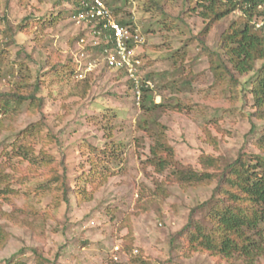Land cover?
Returning <instances> with one entry per match:
<instances>
[{
  "label": "rangeland",
  "instance_id": "rangeland-1",
  "mask_svg": "<svg viewBox=\"0 0 264 264\" xmlns=\"http://www.w3.org/2000/svg\"><path fill=\"white\" fill-rule=\"evenodd\" d=\"M154 1L163 13L149 0H105L118 20L129 22L131 43L142 62L140 78L150 83L155 103L161 104L147 111L143 96L138 101L134 87L128 86V77L107 69L103 55L88 47L93 39L80 43L86 32L72 17V4L0 0V18L6 14L13 31L12 38H5L0 22V51L5 52L0 96L21 92V87L23 93L32 91L40 80L37 96L45 98L37 113L31 114L28 103L0 113V176L17 171L12 187L19 191L8 200L0 198V264L12 257L39 264L33 251L52 264H254L202 253L187 256L185 241L177 236L192 209L211 200L216 186L182 187L176 182L178 171L199 169L203 154L222 157L224 165L242 151L262 153L257 144L264 137V122L252 117L254 101L250 94L244 97L242 86L237 99H231L227 86L216 84L208 55L192 39L208 23L202 10L191 11L185 0ZM239 16L236 12L213 28L206 42L212 51L222 53L221 35ZM139 39L143 43L136 46ZM262 65L257 62L256 70ZM12 67L16 77L4 78ZM253 75L238 79L245 83ZM39 122L43 136L56 135L63 147L43 144L37 136L32 140L35 151L46 150L58 162L65 152L69 183L77 189V177L92 167L88 144L100 151L108 144L122 145L117 162L98 153L108 175L96 178V189L87 183L90 194L84 201L71 194L70 205L61 201L56 207L55 194L47 188L41 194L36 191L45 176L31 179L29 163L13 155L17 135ZM152 134H162L172 148V163L161 173L146 163L155 143ZM21 178L24 184L18 183ZM159 185L169 191L167 196L154 195ZM213 203L198 209L195 218L208 225ZM255 264H264V258Z\"/></svg>",
  "mask_w": 264,
  "mask_h": 264
},
{
  "label": "trees",
  "instance_id": "trees-1",
  "mask_svg": "<svg viewBox=\"0 0 264 264\" xmlns=\"http://www.w3.org/2000/svg\"><path fill=\"white\" fill-rule=\"evenodd\" d=\"M86 1L59 0L61 4L66 2L74 6L72 13L74 19L85 10ZM149 1L157 6L161 13L164 12V8L157 2ZM185 2L191 11L201 9V17L208 21L203 31L192 39L198 41L201 45V52L208 55L210 68L215 73L216 84L221 87L227 86L231 93V99H237L240 93L239 88L242 86L244 97L250 94L254 101L253 107L256 111L252 117L264 122V28L256 27L259 21L264 20V8H261L264 6V0H185ZM236 12H240V16L221 35L222 53L212 51L206 45L208 35L217 23ZM28 19L29 17L22 21L21 27H24V22ZM0 22L5 24V29L2 31L5 38H12L13 31L9 24L6 25L8 23L6 14L0 18ZM118 22L122 27L129 26V22L123 20H118ZM106 33L110 35L112 31L107 30ZM93 49L98 50L101 54L103 52L102 47ZM4 53V51H0V73ZM180 55L185 60L186 52ZM257 62H263L262 67L258 70H256ZM56 68L55 66L54 69ZM109 70L119 73L122 77H127L124 70ZM253 72L254 75L245 83H241L238 79V75L243 76ZM15 77L14 67L5 70L4 78ZM127 83L128 86L134 87L133 81L128 79ZM40 89L41 82L38 80L33 85L32 91L23 93L21 87V92L16 90L1 94L0 113L6 114L10 105H13L17 110L26 103H28L31 114L41 111L45 104V98H38ZM141 96H143L142 107L147 111H154L161 107V104L155 103L153 92L145 85L141 88ZM2 127L0 122V129ZM253 130H256L255 125H253ZM37 136H40L38 141L43 144L55 142L60 149L63 147L56 135L49 133L46 137L43 136V123L39 122L32 124L17 135L16 141L12 144L13 152H15L13 155L18 156L23 162L29 163L30 172L34 175L31 179L38 175L45 176L44 182L37 186L36 191L41 194L47 188L49 193L55 194L54 205L56 207L61 201L70 205L71 194H75L79 202L84 201V196L90 194L86 190L87 185L90 183L91 187L96 189V178L104 179L108 175V170L102 169L103 157L111 162H117L121 158L122 145L120 143L108 144L103 151L88 144L87 146L91 150L88 161L92 167L88 174L84 172L77 177L78 186L80 185L77 189L69 183L65 152L62 153L59 162L54 155L49 154L46 150L36 152L32 140ZM151 137L154 138L155 143L150 148V157L146 163L161 173L172 163V148L162 134H152ZM257 148L262 153L251 154L242 151L237 159L225 162L224 165L222 157L203 154L200 157L199 169L189 166L178 171L176 182L182 187L216 183L211 200L192 209L188 223L177 233V236L185 241L187 256L202 253L224 260L244 259L254 264L264 258V137L257 144ZM3 152L6 153V150ZM99 152L103 157L100 158ZM59 168L62 172L59 171ZM16 172H13V175H16ZM13 175L7 173L0 176V186H4L3 189H0V198L8 200L11 195L19 194V191L12 187V181L16 179ZM81 181L85 185L81 186ZM18 183L24 184V179H19ZM168 194L169 191L165 189L164 185H159L157 191L154 192V195L158 197ZM211 202L214 203L206 215L209 223L207 225L197 220L195 214L198 209L205 208ZM33 253L38 257L39 264H52L38 252L33 251ZM56 259L58 260V256ZM6 264L23 263L12 257L6 260Z\"/></svg>",
  "mask_w": 264,
  "mask_h": 264
},
{
  "label": "built area",
  "instance_id": "built-area-1",
  "mask_svg": "<svg viewBox=\"0 0 264 264\" xmlns=\"http://www.w3.org/2000/svg\"><path fill=\"white\" fill-rule=\"evenodd\" d=\"M75 21L86 32L80 43L84 44L85 38L90 37L93 40L89 42L88 47H102L105 66L116 71L124 70L128 79L134 82V90L140 101L142 86L150 88V83L142 82L140 78L142 62L136 55V48L130 46L134 38L131 31L119 24L105 0H87L85 10L75 17ZM256 27L264 28V20L259 21ZM107 30L112 33L107 34ZM134 43L138 46L143 40L139 39Z\"/></svg>",
  "mask_w": 264,
  "mask_h": 264
}]
</instances>
